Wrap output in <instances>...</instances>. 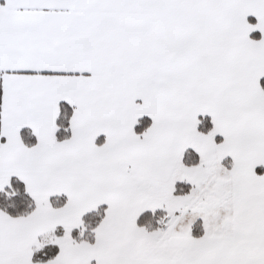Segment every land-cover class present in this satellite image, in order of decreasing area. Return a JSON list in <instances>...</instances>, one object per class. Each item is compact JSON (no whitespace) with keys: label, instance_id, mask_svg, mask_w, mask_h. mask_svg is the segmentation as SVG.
Returning <instances> with one entry per match:
<instances>
[{"label":"snow or ice","instance_id":"6c2138e0","mask_svg":"<svg viewBox=\"0 0 264 264\" xmlns=\"http://www.w3.org/2000/svg\"><path fill=\"white\" fill-rule=\"evenodd\" d=\"M0 264H264V0H3Z\"/></svg>","mask_w":264,"mask_h":264},{"label":"crops","instance_id":"0c3cea01","mask_svg":"<svg viewBox=\"0 0 264 264\" xmlns=\"http://www.w3.org/2000/svg\"><path fill=\"white\" fill-rule=\"evenodd\" d=\"M3 2V0H0V3H2Z\"/></svg>","mask_w":264,"mask_h":264}]
</instances>
